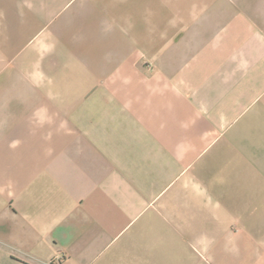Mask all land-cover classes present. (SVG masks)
Returning a JSON list of instances; mask_svg holds the SVG:
<instances>
[{
	"label": "crops",
	"instance_id": "obj_1",
	"mask_svg": "<svg viewBox=\"0 0 264 264\" xmlns=\"http://www.w3.org/2000/svg\"><path fill=\"white\" fill-rule=\"evenodd\" d=\"M1 73L0 264H264V0H0Z\"/></svg>",
	"mask_w": 264,
	"mask_h": 264
},
{
	"label": "rangeland",
	"instance_id": "obj_2",
	"mask_svg": "<svg viewBox=\"0 0 264 264\" xmlns=\"http://www.w3.org/2000/svg\"><path fill=\"white\" fill-rule=\"evenodd\" d=\"M5 72H6V71H5ZM4 75H5L4 73H1V74H0V83H1V84H3L4 81H6V78H5Z\"/></svg>",
	"mask_w": 264,
	"mask_h": 264
}]
</instances>
